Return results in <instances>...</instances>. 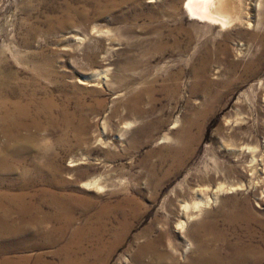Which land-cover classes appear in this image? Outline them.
Wrapping results in <instances>:
<instances>
[{"label":"rangeland","instance_id":"1","mask_svg":"<svg viewBox=\"0 0 264 264\" xmlns=\"http://www.w3.org/2000/svg\"><path fill=\"white\" fill-rule=\"evenodd\" d=\"M183 1L0 0V73L14 93L9 100L49 97L57 121L52 127L44 116L41 129H32L39 153L6 159L16 164L7 180L20 183L26 171L25 181H33L38 165L44 175L59 168L57 180L66 185L0 189L26 195L23 203L36 217L5 219L22 232L0 237V251L13 250L0 261L93 264L96 245L87 235L75 237L81 249L69 244L73 228L86 225L105 203L113 208L99 239L109 245L115 228L125 221L129 228L107 257L99 255V264H131L132 244L149 227L151 238L161 232L165 249L187 264L194 254L192 244L184 252L187 240L204 242L205 226L219 220L220 211L244 199L262 211L256 207L263 203L255 185L259 173L251 174V156L243 150L254 148V166L264 168V0H218L226 25L190 19ZM95 178L100 192L82 187ZM48 192L79 200L88 192L99 201L75 205V219L61 237L63 222L46 217L55 212ZM199 197L209 205L176 231ZM183 205L189 208L179 214ZM215 247L227 254L223 245Z\"/></svg>","mask_w":264,"mask_h":264},{"label":"bare ground","instance_id":"2","mask_svg":"<svg viewBox=\"0 0 264 264\" xmlns=\"http://www.w3.org/2000/svg\"><path fill=\"white\" fill-rule=\"evenodd\" d=\"M218 4H220L218 0H184L182 7L190 19L226 25L230 20L218 10ZM7 80V75L0 73V189H4L5 187L23 188V186H27L33 182H45L48 185L56 186V188H66V185L61 184L57 180L59 168H50V172L44 175L42 174V169L38 165H34L36 179L33 181H25V178L28 176L26 171H21L20 178H22L23 181L20 183L7 180V178L16 171V164L6 161L7 158H14L15 156L17 157L30 151H37L31 145L32 141L36 139V134L32 129L36 131L41 129V119L44 116L49 120L52 127H55L57 124L54 117L55 105L53 100L47 97L45 101L38 102L35 95H32L30 98L28 97V100L25 102L21 100L13 102L9 100V97L14 95V93L6 90ZM19 97L25 99L24 95H20ZM70 124V119L68 117L64 118V128L69 129L71 127ZM64 138L65 136H62L59 141ZM244 149L243 152L249 153L251 156L248 165V167L251 168V174L259 173V176L256 177L255 185L261 187V197H259L258 200H262L263 203H257L256 207L262 208V206H264V168L257 171L256 166H254L256 162L254 148L246 147ZM261 161L259 164H261ZM73 165L74 164L71 166ZM82 184V187L87 191L94 190L100 192L102 189L100 179L97 178L90 181L88 180V182H83ZM220 189L221 186L217 188V190ZM235 189L236 187H230V191H234ZM194 193L196 195L198 194L196 191ZM25 197L26 195L13 197L0 194V208H3V212L0 213V237L6 234L14 236L22 232V226L8 227L5 219L10 218L14 214L20 219H23L25 215L31 214L23 203V201L26 200ZM203 197H199L198 201L191 205L190 210L192 211L190 214L184 215V220H177L175 225L176 231L179 232V230L184 228L187 221L200 215L201 206L204 207L209 205L210 201L205 200L206 198L203 199ZM90 199H93L95 202L99 201L98 197L96 198L94 194L88 192H85V196L81 200L75 197V195L66 192L47 193L45 200L53 206L55 212L53 214H47L46 217L51 218L50 215H52L53 217H57L56 219L60 221V223L63 222L62 227L58 230L59 236L63 237L67 232V227L73 223L75 219L74 206L82 205L80 203L88 202ZM216 201V194H213L212 203H216ZM10 203L14 205L18 204L20 209L15 213L12 211L10 212L8 206L2 207V205L6 206ZM122 205L123 204H120V207ZM115 206L118 207L119 204L117 203V205H114V208ZM110 207L113 208L112 205L102 203L101 209H99L93 217L88 218L90 221H88L86 225L74 227L72 230L71 238L73 242L69 244V247L76 244V248L81 249V244L75 240V237H80V235H87L88 243L92 241L91 243L96 245V251L92 253L89 252L91 253L89 254L90 257H93L95 261L93 264L100 263L99 255L107 257L110 249L116 244V241H121L129 228L128 221H125L124 225L119 228H115L113 231L114 239L109 245H105L104 241L99 239L102 238L107 231V224L103 219H107L111 211ZM188 208V206L183 205L180 207L179 214H184ZM123 210H125L124 207ZM195 212L197 213L195 214ZM220 213L219 215L221 218L219 220H214L213 223L205 226L209 230V233L205 236L204 242H201L199 239H193V241L189 243V240L186 239L187 242L184 252L190 248L191 244L194 246V254L188 258L187 264H264V208L262 211H255L248 199H244L235 202L230 210L224 212L220 211ZM29 216L35 217L33 214ZM151 229L152 228L149 227V229H146L140 234V237L135 238L132 248L130 249L131 264H142L144 257L148 255L150 256L149 264H179L176 257L165 249L163 234L160 232L156 238H151L149 236V231ZM140 239L142 240L140 241ZM217 244H221L226 248L227 254L224 257L217 252L218 249L215 247ZM17 248L20 249L17 246L15 250ZM11 251L13 250L8 248V250L0 251V255H7L11 253ZM25 262H27L26 259L14 260L7 257L1 260L0 264H25Z\"/></svg>","mask_w":264,"mask_h":264}]
</instances>
